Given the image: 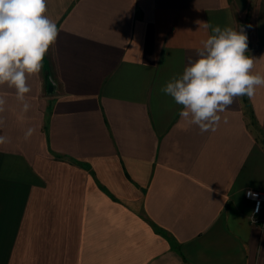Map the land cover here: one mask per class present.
I'll use <instances>...</instances> for the list:
<instances>
[{
    "label": "crops",
    "instance_id": "crops-1",
    "mask_svg": "<svg viewBox=\"0 0 264 264\" xmlns=\"http://www.w3.org/2000/svg\"><path fill=\"white\" fill-rule=\"evenodd\" d=\"M47 9L59 33L24 121L0 89V264H264V212L245 196L264 190V87L205 133L160 91L211 34L197 21L242 28L264 73V0Z\"/></svg>",
    "mask_w": 264,
    "mask_h": 264
},
{
    "label": "clouds",
    "instance_id": "clouds-1",
    "mask_svg": "<svg viewBox=\"0 0 264 264\" xmlns=\"http://www.w3.org/2000/svg\"><path fill=\"white\" fill-rule=\"evenodd\" d=\"M47 0H0V89L14 90L21 105L17 119L24 121L32 105L27 96L32 88L30 77L38 76L59 29L47 15ZM211 34L200 42L197 58L189 60L182 74L169 80L161 92L182 106L179 116L188 125L198 126L201 133L215 132L226 112L240 97H253L264 87V73L254 72L256 59L246 55L248 36L242 28H221L197 21ZM8 99L0 92V127H4ZM35 129L27 128L28 140ZM11 140L0 135V145ZM249 195L254 196L249 190ZM257 211L259 206H257Z\"/></svg>",
    "mask_w": 264,
    "mask_h": 264
},
{
    "label": "built area",
    "instance_id": "built-area-1",
    "mask_svg": "<svg viewBox=\"0 0 264 264\" xmlns=\"http://www.w3.org/2000/svg\"><path fill=\"white\" fill-rule=\"evenodd\" d=\"M249 190L251 193H254L255 195H249ZM245 196L247 199H249L252 202V209H253V215L259 216L264 212V190L259 189H248L245 192ZM257 206H259V210L257 211ZM257 218H254V221H256Z\"/></svg>",
    "mask_w": 264,
    "mask_h": 264
}]
</instances>
